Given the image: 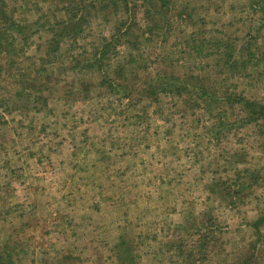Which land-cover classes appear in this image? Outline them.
<instances>
[{
  "label": "rangeland",
  "instance_id": "1",
  "mask_svg": "<svg viewBox=\"0 0 264 264\" xmlns=\"http://www.w3.org/2000/svg\"><path fill=\"white\" fill-rule=\"evenodd\" d=\"M7 2L28 21L49 24L60 7L59 0ZM261 10L254 0H173L161 29L150 36L146 58H161L157 70L192 72L198 80L209 76L211 85L264 102V60L252 65L245 53L234 52L231 62L239 61L243 70L223 73L207 46L216 39L230 46L256 36ZM100 28L93 22L87 40L97 38ZM192 38L195 44L203 41L201 52L190 53ZM45 40L46 35L34 36L29 54L37 57ZM57 97L49 102V114L12 113L0 127V253L10 251L15 264H115L112 249L123 235L143 241L146 247L138 250L143 256L159 252L170 258L169 242L188 238L176 230L185 214L210 212L220 226L217 241L193 238L185 246L216 250L224 263L243 252L245 258L255 256L250 264H264V224L261 238L249 226L264 201V182L246 190L234 209L209 197L207 189L226 172L234 176L237 168L264 166V133L258 127L219 125L215 116L193 110L181 121V115H171L181 106L169 100L163 101L169 122H163L149 113L134 117L135 109L115 95L68 105ZM64 255L69 260L60 261ZM163 260L143 258L141 264H171Z\"/></svg>",
  "mask_w": 264,
  "mask_h": 264
},
{
  "label": "trees",
  "instance_id": "2",
  "mask_svg": "<svg viewBox=\"0 0 264 264\" xmlns=\"http://www.w3.org/2000/svg\"><path fill=\"white\" fill-rule=\"evenodd\" d=\"M59 2L57 15H52V24H49L46 20L43 22L42 18L30 22L16 14L17 11L10 8L7 0H0V127L6 124L5 116L12 113L49 114V102L58 93V100H65L64 104L67 105L78 100L100 102L107 96H119L117 101L126 100L127 108L135 109L137 114L134 117L149 113L163 122H169L167 116H163V101H175L176 106L179 105L182 109L171 115H181V121L185 118V113L193 110L205 116H215L219 125L232 128L235 123L242 128L254 126L264 133V102L250 101L235 89L230 92L225 86L211 85L209 76L198 80L192 72L175 74V71L166 73L157 70L161 65V58L157 55L154 60L146 58L149 56L145 55L146 49L152 42L150 36L161 29V23L170 11L173 0ZM254 2L263 5L261 11L264 15V0ZM39 9L36 6L35 13ZM260 21L262 22L255 30L258 36L264 32V18ZM93 22H98L100 32L98 31L97 38L87 40L85 34L91 29ZM107 26V33H103ZM37 35H46V40L42 48L38 46L36 52L39 53L35 57L34 51L29 54L32 46L29 41ZM257 35L249 37L243 43H231L230 46L220 39L209 41V50L219 57L216 64L220 68L219 72L223 69V73H229L235 71L237 66L243 70L244 65L239 61L231 62L235 57L234 52L245 53V61L254 62L252 65L262 62L264 41L258 42ZM195 43L192 38L191 54L201 52L205 47L203 41ZM125 49L127 53L120 59ZM222 49L223 52H219ZM71 75H77L75 82L68 79ZM236 110L240 111V116L235 114ZM230 114L233 115L232 118ZM226 119L228 122L225 124ZM180 125L183 126V122ZM226 173V178L212 179L207 189L209 197H214L220 204L231 209L242 203L246 190H250L252 186L260 187L264 182V166L237 168L234 176L230 172ZM235 186L236 194L235 188L232 189ZM258 213L256 220L249 224L255 238L262 237L264 201L259 206ZM183 220L176 226V230L188 234V238L180 235L182 238L169 242L168 246H172L168 249L170 258L159 256V252H145L143 256L138 251L143 241L138 242L122 235L117 238L112 249L115 264H141L143 258L161 261L167 259L171 264H204L206 261L214 264H250L254 260L255 256L245 258L244 253L239 252L224 263L225 258L219 260L216 250L209 252L207 248L198 251L188 248L185 246L187 239L195 238L197 243L208 240L215 243L220 234V226L210 212H204L199 217L194 213H187ZM10 253L6 250L0 253V264H15ZM59 260L67 261L69 256H60Z\"/></svg>",
  "mask_w": 264,
  "mask_h": 264
}]
</instances>
